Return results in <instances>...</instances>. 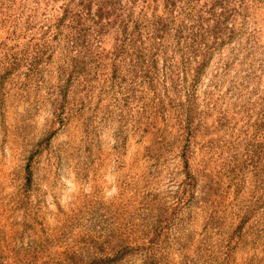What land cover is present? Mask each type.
<instances>
[{
    "label": "rangeland",
    "instance_id": "obj_1",
    "mask_svg": "<svg viewBox=\"0 0 264 264\" xmlns=\"http://www.w3.org/2000/svg\"><path fill=\"white\" fill-rule=\"evenodd\" d=\"M0 264H264V0H0Z\"/></svg>",
    "mask_w": 264,
    "mask_h": 264
}]
</instances>
